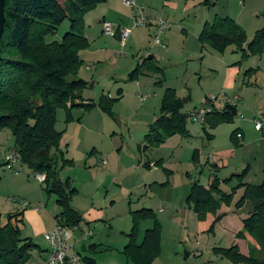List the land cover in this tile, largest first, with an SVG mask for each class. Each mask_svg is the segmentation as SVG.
Returning <instances> with one entry per match:
<instances>
[{
    "label": "rangeland",
    "instance_id": "1",
    "mask_svg": "<svg viewBox=\"0 0 264 264\" xmlns=\"http://www.w3.org/2000/svg\"><path fill=\"white\" fill-rule=\"evenodd\" d=\"M110 1L115 2V8L111 10L112 12L110 11V17H123L130 13V9L121 6V0ZM156 1L157 0H155V2ZM170 1L175 4L174 10L165 8V11H163V8L159 5V7H154L155 10L153 13L156 15H154V19H163L162 16L167 15L168 23H166L170 26L168 31H171L175 35V45H173L171 53L165 48L164 43H161L160 46H154L151 40L152 36L150 37L148 33V29L150 28L144 26L135 28L133 25H128L125 27L131 29L129 34L130 37L128 36L129 38H127L128 40H126L125 46L121 48L116 39L104 34L102 31L97 33V31L94 30L96 27L94 24L95 19L96 17H101L103 7L97 6L93 11L89 12L88 16L86 15L87 18L86 16L84 17V32L89 38L90 48L80 54V57L83 59V64L78 71L79 79L81 78L87 82V85L81 92L82 98L94 104L97 102L100 95L114 97L118 89L122 90V97L120 101L113 106L114 108L112 111L114 119L102 113L97 107H94L89 112H85V110L81 108L72 109L70 112L72 121L70 122L66 121L64 110L57 109L56 111L55 130L60 132L58 142L59 151L62 152L63 159L69 160L72 163L69 167L62 166V163L58 159L56 164L57 177L62 183L66 178H70L73 187L77 190V195L71 199L72 207L75 202L79 211L89 206L101 208L106 220V222H101L99 224V228L101 229L99 234L103 240L106 238V234L108 240L112 235L114 236V233H119L120 230L126 232L124 231L126 227L123 226V223L124 221L125 223L127 222V225L129 222L131 223L130 214L126 213L129 208L132 210L137 208L134 204L136 199L134 196L138 194V189H133L130 195L125 194L124 191H120L117 186H112L114 188H110L109 185H105L101 189H96L97 185H92L94 178L96 181L102 182L105 176L98 172L101 168H97L98 165L96 164V155L93 154V148H95L98 153L101 152L104 161L112 167L115 165V159H117L114 154L118 153L120 150H122L120 155V166L131 165L134 163V160V165H138L137 161L141 160V155L139 156L136 148L141 144L143 136L147 132L148 125H150L158 115V99L156 95L153 97V93L151 92V89H153V91L157 90L158 86L154 84L157 80L150 78L151 80L139 79L138 83L126 82L129 73L134 70L136 63L141 58L147 56H162V61L158 65L164 72L162 83L165 81L169 89L176 88L180 95V84L184 86L185 82L188 93L191 95V100L183 105L184 111L182 112L189 113L201 106L199 101L201 99L202 88L214 91L211 93L213 96L217 97V95H215V90H219L221 87V73L216 76L207 66L216 67L219 63L217 59H221V54H217L205 47L203 50L206 51V53L203 52L201 55L202 60L205 56L202 66H200L199 59L189 61V57L180 56V50H178V48L181 49V36H183L181 31L184 30L192 34L198 31L204 23H211L214 18H229L244 31L247 42L257 30L264 27V0ZM106 2H108V0H106ZM204 2H207V4H204ZM184 6H187V8L185 9ZM107 20H109L108 17ZM115 20L116 19H114V21ZM68 28L69 22L65 20L54 35L45 38V42H59L63 34L68 31ZM101 29H103V26H101ZM163 38L164 35L162 38L160 37V41H162ZM232 48L234 51V47ZM232 48L228 47V49L225 50V59L230 61L235 58V60L238 59V61H240L239 53L236 51L231 52L230 49ZM87 67H90V70H87ZM236 67L239 68V76L235 78L233 83L236 87L234 90L226 91L225 95L232 101L234 96H236L237 99L241 97L239 89H241V91L244 90L242 100L245 107L249 110L251 106H257V98L254 95L255 92H253V89L258 90L260 96L264 94V52L260 56H249ZM247 70L251 72L243 76L244 72ZM252 70H255V72ZM182 81L183 84L181 83ZM248 82L250 83L249 85H247ZM247 87L251 90H245ZM163 90L165 89L163 88ZM219 97H223V95ZM141 99L143 100L141 101ZM185 100L186 98L181 99V101ZM235 101L237 104V114L232 123H222L215 129L208 130L212 138L214 137V139H212L214 144L213 152L222 160V163L220 159L217 160L218 163L215 165L214 169L211 167L213 164L209 163L207 160L201 161L200 165H193V170L195 171L183 168L186 157L189 156L188 161L191 158L192 152H190L187 156L183 153L181 159L182 167L170 171L166 167H163L165 160L162 156H164L167 151H158V147L150 149L153 154L152 159L161 161V166L158 167L160 170L158 173H161L159 176H165L166 181L172 176L174 183L176 185L183 184L187 186L185 192H188L190 185L185 178V172L191 176L193 182L195 181L203 187H208L215 178L218 181L217 190L219 193L213 195L214 199L218 201L221 195L230 196V200L227 203H220L218 207L207 211L204 217L199 219L192 211L187 209L181 195L182 192H184L183 187L181 189H176L180 190V194L179 196L177 195L178 191L172 193V201L174 202L173 207L168 208L165 207L164 204L158 208L163 210V213L158 215L159 218L163 220L162 223L159 222L160 235L162 233L163 237L166 236L170 240L177 242L182 250H184V253L182 250L181 253L178 252L173 255L170 253L168 255L169 259H167L165 254L169 251H165L163 255H160L159 251L158 257L152 264H231L230 261L222 257L221 254L214 252L215 249H228L231 246H236L239 254L245 257H253L257 260L264 261V249L257 241L253 240L242 230V218L245 217L246 211H244V208L240 211L235 210V204L241 196V194L238 193L240 189L236 188L237 180L235 178L231 179L230 182L227 181L231 173H228V170L224 168L226 158L222 159L221 157L228 156L227 161L229 166H232L231 164H233V162H237L241 159L238 158V156H236V158L231 157L230 159V155H224L226 150L230 149L231 145L233 146L230 140L231 135L238 132L237 129L239 128L242 129L243 132L245 128H249L252 132L249 133L252 134L250 136L249 149H255L257 134L253 133L252 118L250 115H246L242 110V107L244 108L243 104L240 106L239 102L237 100ZM239 116L243 119L241 120ZM191 124L197 127L198 125H202L198 122H188L187 126ZM197 137L201 138H198V140L202 142V150L206 149V151H209V147L213 145L211 140H205L201 130H199V135ZM12 146L13 139L9 131L4 130L0 132V222L4 223L8 214L13 215L22 213L23 224L19 225L20 237L30 239L33 243H36V241H39L40 237L33 228V226H36L35 221L31 216L25 215L24 209L19 207L17 201L23 200L27 205L29 204L26 208L27 212L29 211L28 209H33V211L37 209V211L35 210L36 215H39L41 218H48V221L51 222L52 215L54 214L53 209L57 208L55 203L57 198L55 194L44 191V184H38L34 178L37 174L30 169L23 167L22 173L15 174L13 171L6 168L3 160L4 158H2V156H4L3 151L7 148L11 149ZM107 153L110 155H104ZM220 154L221 156H219ZM146 156L148 155L146 154L143 157ZM149 157L150 156H148V158ZM172 158H174V156ZM255 160H257V157L254 154L249 161L245 160V164H255ZM210 161L212 160L210 159ZM245 166L246 165H244V167ZM162 169L168 171L166 173L169 175H165ZM253 169L255 170V167H253ZM242 170L243 169H236L235 167L233 171L229 172L238 174ZM91 171L97 172L93 174ZM150 175L157 180V172H153ZM166 186L163 188L165 189ZM165 191L166 190H164V192ZM22 194H25L23 196L27 197L28 200L23 197ZM170 196L169 192L168 197ZM12 200L16 202L12 203ZM145 201L147 202L145 198H142L138 205ZM144 204H148V202ZM157 210L155 211L156 213ZM171 216H176L175 223L170 222ZM1 220H4V222ZM145 223L149 226H141L137 243L141 242L145 230L149 229L151 226L149 221ZM79 226L83 231H87L86 224L81 223ZM97 228L93 230L94 233H96ZM238 233H243V235L238 236ZM125 238L126 237L118 234L116 238L118 241L114 249L108 252L112 257L109 261L105 262V264H126L122 253L120 254V252H122L120 242L121 239ZM88 242L89 241H87L86 244ZM41 250L40 247L39 249H33L29 253V259L25 264H40L38 256Z\"/></svg>",
    "mask_w": 264,
    "mask_h": 264
},
{
    "label": "trees",
    "instance_id": "2",
    "mask_svg": "<svg viewBox=\"0 0 264 264\" xmlns=\"http://www.w3.org/2000/svg\"><path fill=\"white\" fill-rule=\"evenodd\" d=\"M106 0H5L4 25L0 40V132L7 130L13 139L11 149L21 157L22 166L37 175L44 176V191L56 196L58 213L54 223L71 229L85 223L82 214L71 206V199L77 195L70 178L62 183L57 175V160L62 166H71L69 160L62 158L59 151L60 132L55 130L56 111L64 110L66 121H72V109L81 108L89 112L94 107L114 119L113 106L121 97V90L116 91V98L100 95L96 103L85 101L81 92L86 82L78 78L83 61L80 52L89 47L84 36V17ZM207 4V2H204ZM69 22L68 31L59 42L46 43L45 38L55 34L62 23ZM202 50L207 47L217 54H223L228 47H234L239 53L240 64L249 56H260L264 52V27L257 30L246 42L244 31L229 18H214L211 23H204L197 35ZM255 72V70H252ZM251 71L247 70L243 76ZM159 74L156 83L161 86L163 71L153 63V57L143 59L128 75L127 81H136L143 74ZM208 107L201 125L205 140H211L207 130L215 129L219 124L232 123L236 117V106L228 102L221 110H216L209 99L204 98L198 108ZM183 103L173 89H165L160 99L158 115L148 125L142 143L137 147L144 154L151 148L159 147L166 139L187 135V113L182 112ZM196 110V109H195ZM79 119V118H78ZM232 134L230 140L237 147L238 142ZM191 162L198 164V152L192 151ZM147 164H144L146 166ZM1 166V165H0ZM61 166V168H62ZM161 166V161L154 163ZM212 169L215 165H211ZM165 175H169L162 169ZM248 172L245 167L240 173L233 174L227 180H237V189L241 196L235 204V210L244 208L242 230L257 241L264 249V181L259 185L243 183ZM218 181L214 178L208 187L195 181L185 197L187 209L199 219L209 210L227 203L230 196L218 194ZM166 181L159 186L164 187ZM131 229L126 235L127 244L122 249L126 263L152 264L159 255L160 224L150 209L129 211ZM149 221L151 227L145 230L140 243H137L139 225ZM23 224L22 213L7 215L5 222H0V264H25L33 249H39L30 239L20 237L19 225ZM243 233H238L242 236ZM96 246H91L92 253ZM231 264H264V261L239 254L236 246L228 249H215ZM81 264H95L87 257L79 258Z\"/></svg>",
    "mask_w": 264,
    "mask_h": 264
},
{
    "label": "crops",
    "instance_id": "3",
    "mask_svg": "<svg viewBox=\"0 0 264 264\" xmlns=\"http://www.w3.org/2000/svg\"><path fill=\"white\" fill-rule=\"evenodd\" d=\"M133 2L135 4V7L142 8V10L146 14V16L149 19H153V20H154V17L156 16L155 13H153V11L155 10V8H154L155 6L159 7V5H160L163 8V11H165L164 10L165 8L172 9V10L175 9V4L171 3L170 0H157L156 2H155V0H133ZM106 3H107V5H106ZM106 3L99 5V7L102 6L103 9L101 12V17H96V19H95L94 24L96 27L94 28V30H96L97 33L100 31L103 32V29H101V26H103V24H105V23H108L111 26V29L113 31V33L111 35H108V36H111L112 38L116 39L119 42V47L122 48L125 46L126 41L123 43V45H121L120 39H119L120 38L119 33L121 30L127 29L125 27H127L128 25H130V26L133 25L134 11H130V13L127 14V16L110 17L109 16L110 11L113 8H115V2L108 0V2H106ZM120 4L122 7L129 9L123 5L122 0L120 1ZM184 8L186 9L187 6H184ZM87 16H88V14H87ZM87 16H86V18H87ZM107 17L109 20H107ZM162 17H163V20L165 21V23L166 22L168 23L167 15L162 16ZM114 19H116L117 21L116 20L114 21ZM167 25H168L167 29L162 34V36L164 35V38L162 41H160V45H161V43H164L165 48H167L169 53H171L173 45H175V35L171 31H168L170 26H169V24H167ZM144 27L150 28V29H148V33L150 34V37H151L153 34V29H154L153 25L144 26ZM135 28H137V27H135ZM200 29L198 31L193 32L192 34L187 33L186 31L182 30L181 32H182L183 36H181V38H182L181 49L178 48V50H180L179 55L189 57V59H188L189 61L199 59L200 60V66H202L205 56L203 57V60H202L201 55L203 52L206 53V51L202 50V48H201V46L197 40V35L200 32ZM84 36L89 42V47H88V49H89L90 48V41H89L88 36L85 34V32H84ZM162 36H161V38H162ZM126 40H128V39H126ZM229 48H232V47H229ZM88 49H86V50H88ZM230 50H231V52H234L233 48ZM82 52H80V54ZM225 52L220 55L221 59H217L219 61V63L217 64L216 67L207 66V67H209V69H211L215 73L216 76H218L219 73H221V87L219 90H215V95H217V97L212 95L211 92H214V91H210L207 88H202L201 99L199 101L200 105H202L204 98H208L209 96L215 97L216 101L213 105H214V108L216 110H221L222 107L224 106V104L227 101H230L229 98L226 97L225 92L228 90H234L235 89L236 85L233 83H234L235 78L239 76V68L234 66V64L238 61V59L235 60V58H234L233 60L231 59L230 61H227L225 59V56H226ZM80 54H79V56H81ZM147 57H149V56H147ZM147 57L141 58L136 63L135 67L138 66L143 59H147ZM152 57H153V63L157 67H159L158 65L162 61V56L161 57L160 56H152ZM80 59L83 61V59L81 57H80ZM86 69L90 70V67H87ZM163 74H164V72H163ZM150 78H154L157 80L155 83L153 82L155 85L160 80L159 74L150 73V74H143L136 81H127V79H126V82L138 83L139 79L140 80L141 79L151 80ZM183 78H184V76H183ZM81 80H83V79H81ZM181 83L183 84V81ZM249 84L250 83L248 82L247 85H249ZM86 85H87V82H86ZM163 88L169 89V86H168V84L165 83V81H164V83H162L161 86L157 87V90L153 91V89H151V92L153 93V97L156 95V98L158 99V103H160V99L163 95V92H164ZM180 88H181V94L180 95L178 94V90L176 88H174L173 90L175 91V94H176L178 99L181 100L182 98H186V100L183 102V105H184L187 101L191 100V95H190V93H188L185 82H184V86H182L180 84ZM245 90H251V89H249L247 87ZM253 90H254L253 92H255L254 95L257 98V106L256 107L251 106V108H249V110L243 104L242 96H243L244 90L241 91V89H239V93L241 94V97H239L238 99L236 96L233 97V99H235L239 102L240 106H241V104H243L244 108L242 107V110L246 113V115H250V117L252 118V120H251L252 123H253L254 119H256L257 117L264 116V94H262L260 96L258 90H255V89H253ZM121 93H122V90H121ZM220 95H223V97L227 98V99H224L223 97H219ZM108 97H109V95H108ZM121 97H122V94H121ZM121 97L119 98V101H120ZM109 98H111V99L116 98V92H115L114 97H109ZM235 106L237 109V104ZM113 108H112V110H113ZM182 111H184V110L182 109ZM239 117H241V116H239ZM240 119L242 120L243 118L241 117ZM253 127H254V124H253ZM263 127H264V124L262 125V127L259 131H256L253 128V133L257 134L256 145H255L254 150L249 149L250 136L252 135V134H249V133H252L249 130V128H245L244 132L240 128L237 129L238 132H236V133H239L241 135L240 139H236L238 142L237 147L234 145L233 146L231 145V148L227 149L226 153L224 154V155H227V154L230 155V159H231V157L236 158V156H238V158H241V159H239V161L233 162V164H231L232 166H229V164H228V161H227L228 156H221V154L219 155L222 157V159L226 158V160H225L226 163H225L224 168L228 170V173H231L230 175H233V172H229V171H233V168H235V167H236V169H244L245 167H248V172H247V174L243 180V183H246L249 185H259L260 183H262L264 181V134H263ZM201 128H202L201 125H198V127H197V126L191 124L190 126L186 127L187 135L172 136V137L166 139L158 147V151H167L166 154H164V156H162V158L165 160V163H163V167H166L170 171L172 169H175V168L179 169L180 167H182L181 159L183 157L182 156L183 153L186 154V156H187L193 150H196L198 152V165H200L201 161H205V160H207L211 164L216 165L218 163L217 160L218 159L221 160V158H218L215 155V153L213 152L214 151V144H213L212 139H214V137L212 138V136H211V143L213 145H212V147H209V151H206V149L202 150V142L200 140H198V138H200V137H197L199 135V130H201ZM201 132H202V130H201ZM211 143H209V144H211ZM199 148H200V150H199ZM7 150H11V149H9V148L5 149L3 151V155L5 154V152ZM93 150L95 151V152L93 151V154L96 155L95 156L96 157V164L98 165L97 168H101V170L98 172L105 176L104 180L102 182L96 181V179L94 178L92 185H97L96 189H99V188L101 189L105 185L106 186L109 185L110 188H114L112 186H117L120 189V191H122V192L124 191L125 194H127V195H130V193L133 189H135V188L138 189V194L136 196H134V197H136L134 204L136 205L135 207H137V208L134 210L129 208L127 210L126 214L129 213V210L138 211L141 209H150L154 212V214L156 215L159 222L162 223L163 220H161L158 215L163 213V210L158 209V208H160V206H162L164 204H165V207H168V208L173 207L174 202L172 201V193L178 191L177 195L179 196V194H180V190H176V189H181L183 187L184 192H182V194H181L183 197V201L185 200V197L188 195L186 193H189V191L185 192V188L187 186H184L183 184L182 185H176L174 183V181L172 180V176L168 178V181H167L168 185L166 186L165 189L163 187L159 186L160 184H163L166 181V177L161 175L162 176V178H161V176H159V174H161V173H158L160 170L154 166V163L156 161L154 159H152V155H153L152 150H149L146 153L141 154V153H139V151L136 148V151L139 154V156L141 155V160L137 161L138 165H134L135 164V160H134V163H132L131 165H128V166H126V165L120 166V162H121L120 155L122 152V150H120L118 153L114 154L115 158H117V159H115V165L113 167L111 165H108L107 163H105V165H100V162L104 161L103 154H101V152L98 153V151L95 148H93ZM146 154L150 157L149 158H148V156L143 157ZM254 154L257 157V160L254 161L255 164H252V165L245 164V160L249 161L251 156ZM104 155L109 156L110 154L107 153ZM191 155H192V153H191ZM173 156H174V158H172ZM188 157L189 156H187L185 159L186 161L183 164V168H187L188 170L195 171V170H193L194 166H193V163L191 162V158L188 161ZM2 158H4V156H2ZM210 159L212 161H210ZM221 163H222V160H221ZM144 164H147V165L144 166ZM234 164H236V165H234ZM244 165H246V166L244 167ZM242 167H244V168H242ZM253 167H255V170L253 169ZM95 172H97V171H91V173H93V174ZM153 172H157V177H158L157 180H155L150 175ZM235 173H237V172H235ZM185 178L191 187V185L193 184V179L191 178V176L187 172H185ZM110 180H111V182H110ZM252 183H258V184H252ZM38 184H40V183H38ZM190 187H189V189H190ZM160 189H162V190H160ZM164 190H166L165 191L166 193L164 192ZM169 192L171 195L170 197H168ZM238 193L241 194V190H239ZM23 195H25V194H22V196ZM23 197H25V196H23ZM25 198L28 200L27 197H25ZM142 198H145V200H147L148 204H144V203H147L145 201L144 203L138 205L140 200H142ZM23 203H24V206L19 204V207L24 209L25 215H29L33 218V220L35 221V225H36V226H33V228H34L36 234L40 237L39 241H36V243L34 242V244H36L38 247H40L42 249L41 251H39L41 253L38 256L40 264H42L43 260L47 256V250H48L47 245L43 240V234L48 233L53 229V227H54V216L58 213V210H57V208L53 209L54 214L52 215L51 222H49L48 218H41L39 215H36L37 209H34V211L36 210L35 212L33 211V209H28L29 211L27 212L26 208L28 207L29 204L27 205V203L24 201H23ZM73 204H74L73 205L74 209L79 211V208H77V206L75 205V202ZM25 209H26V211H25ZM156 210H157V213L155 212ZM79 212L83 214V219H84L85 223H87L86 224L87 231H91V230L92 231H91V235L85 239L83 237V234L85 232H87L86 230L83 231V229H81L80 226H77L76 229H73L75 227H72L70 229V230H72V235H71V238L67 242V246L69 247V253L77 254L78 258H82V257L91 258L94 260L95 264H105V262L109 261L112 257L108 252L110 250L114 249L115 244L118 241V239H116L118 237V234H120L123 237H126V235L129 233V231L131 229V223L129 222V224L127 225V222L125 223V221H124L123 226L126 227L124 230L126 232H123L120 230L119 233H114V236L112 235L108 240H107L108 236L106 234V238H104V240H103V238L99 234V231L101 230L99 228V224L101 222L102 223L106 222V220H105L103 212L101 211V208H98L97 206H89V207H86L84 210H80ZM175 217H173V216L170 217L171 223H175V221H176ZM126 218H128V217H126ZM1 221L4 222V220H1ZM145 222H147V221H145ZM145 222H141L139 225L137 241H138V238L140 236L141 226H143V225H144V227L149 226ZM96 228H97V231H96V233H94L93 230H95ZM87 241H89V242L86 244ZM126 244H127V238L121 239L120 247L122 249L126 246ZM91 246L97 247V249L94 253H92V250H89V248ZM159 248H160V255H163V253L165 251H169L168 253L165 254L167 256V259H169L168 255L170 253H171V255H173L174 253L175 254L178 252L181 253V250H182L181 246L178 245L177 242L170 240L166 236L163 237L162 233L160 235ZM182 251L184 253V250H182ZM120 254H121V252H120ZM116 255H119V254H116ZM96 256H97V258H96ZM183 257H184V255H183ZM126 264H130V263H126Z\"/></svg>",
    "mask_w": 264,
    "mask_h": 264
},
{
    "label": "built area",
    "instance_id": "4",
    "mask_svg": "<svg viewBox=\"0 0 264 264\" xmlns=\"http://www.w3.org/2000/svg\"><path fill=\"white\" fill-rule=\"evenodd\" d=\"M123 5L129 8L131 11H134L133 16V27L139 26H151L153 25V34H152V42L154 46L160 45V37L162 36L163 32L167 29L168 25L165 23L163 19H149L142 8L135 7L133 0H126L123 1ZM130 29H123L119 33V39L121 45L126 41L130 34ZM103 33L106 35H111L113 33L111 26L108 23L103 24ZM207 99L214 104L216 98L213 96H209ZM143 99H141L142 101ZM232 105H236L235 99L232 101H227ZM210 112L208 107L198 108L187 113V121L198 122L203 124L204 117L206 113ZM241 118V117H239ZM254 130L259 131L264 124V116H259L253 121ZM236 139H240L241 135L239 133L235 134ZM4 164L7 169L13 171L15 174H20L23 172V166L21 162V157L19 153L13 149L7 150L4 154ZM105 161H101L100 165H105ZM35 180L42 184L44 181L43 175H35ZM12 203L16 202L15 200L11 201ZM19 204L24 206L23 201H17ZM77 227L73 228L76 229ZM72 230L60 227L55 225L53 229L45 233L43 236V240L47 245V256L43 260L42 264H81L77 254L69 253V247L67 246L68 240L71 238ZM91 235V231H87L83 234V237L86 239L88 236Z\"/></svg>",
    "mask_w": 264,
    "mask_h": 264
},
{
    "label": "water",
    "instance_id": "5",
    "mask_svg": "<svg viewBox=\"0 0 264 264\" xmlns=\"http://www.w3.org/2000/svg\"><path fill=\"white\" fill-rule=\"evenodd\" d=\"M4 3L5 0H0V40H1V35L3 31V25H4ZM151 57H147V59H150ZM184 101H182L183 103Z\"/></svg>",
    "mask_w": 264,
    "mask_h": 264
}]
</instances>
